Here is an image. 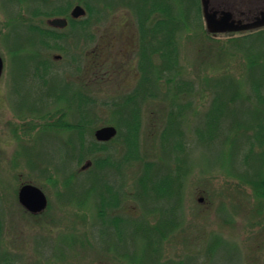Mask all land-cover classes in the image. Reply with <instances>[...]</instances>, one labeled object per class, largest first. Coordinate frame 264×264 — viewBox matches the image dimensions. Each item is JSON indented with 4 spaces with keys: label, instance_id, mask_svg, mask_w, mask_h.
<instances>
[{
    "label": "rangeland",
    "instance_id": "1",
    "mask_svg": "<svg viewBox=\"0 0 264 264\" xmlns=\"http://www.w3.org/2000/svg\"><path fill=\"white\" fill-rule=\"evenodd\" d=\"M41 1L0 0V55L5 64L4 74L0 79V216L4 225L0 249L8 257V263L131 264L120 254L138 253V236L131 232L133 227L129 224H112L111 219L102 222L98 216V197L106 191V186L110 183L122 195V217L136 220L140 218L151 225L159 222L161 212L147 213L136 195L138 179L145 171V163H153L156 170L158 167L162 168V174L169 171L171 163L174 164L173 159H169L163 149L162 132L168 122L166 115L174 105L190 104L191 112L180 117L182 124L178 127L183 133V156L186 159L179 180V203L176 206L173 227L174 229L177 226L180 233L170 234L169 239L167 237L164 250L160 253L162 262L264 264V215L257 210L252 189L239 193L234 187L237 184L239 168H245L243 163H239L242 157L237 162L244 146L228 148L218 143L207 148L200 143L198 137L205 111L210 109L214 98L210 91L204 92L203 89L208 82L229 76L231 79L244 81V90L248 92V83L245 81L247 61L241 57L230 58V61L223 58L224 61L221 62L216 55H208L207 48L215 49L219 43L216 45L207 39L205 44L202 42L205 22L201 14L195 16L197 19H194L199 24L196 22L192 29H183L176 36L179 61L177 73L180 74V80L185 79L195 84V90L191 95H183L173 105L170 98L166 100L168 97L165 102H144L138 136L139 153L143 160L134 161L131 158L123 163L122 171L108 167L94 177L90 170H83L85 162L92 161L91 158L82 163L73 159L76 155L73 150L77 143L76 134L43 133L45 129L42 125L46 119L39 116L54 114L47 119L48 123H53L61 115L56 111L68 108V102L56 101L55 96L48 95L49 90L53 95L63 93L66 99H71L73 88L85 85L86 95L97 102L86 107L95 115L91 127L98 129L113 125L117 128L112 103L121 104L123 98L137 87V78L140 76L135 15L130 8L118 4L113 8L114 13L104 16L97 26L95 24L92 31L94 40L81 38L79 33L74 32V39L61 43L63 50L48 52L52 65L45 79L49 84L42 85L43 80H33L29 70L22 69L31 68L30 60L21 65L23 60L18 58L20 53L16 54V61L14 60L13 53L10 52L13 49L5 38L12 30V45L23 46L22 43L25 42L21 39H26L23 36L27 26L19 24L23 19L31 17L30 12L34 8H50L41 5ZM68 1L76 2L74 5L80 1L79 4L84 6V0ZM124 1L126 0H102L101 3L93 5L103 7L104 3ZM54 2L63 3L64 0ZM184 5V1L180 3L171 0L175 17H183L180 14L185 10ZM196 7L193 4L190 7L193 15H197ZM14 16L21 22L11 26L10 20ZM52 18L54 17H41L36 24L49 26L48 20ZM63 31L70 33V28ZM231 36L220 34L215 39L228 45ZM204 45L206 49H203ZM29 50L32 49L26 45L21 54L26 53L24 55L28 56ZM158 83L163 92L158 97L164 98L168 85L163 79ZM169 95L172 97L173 91ZM41 96L43 100L38 101ZM34 102L39 103L43 108L42 112H36L39 110L37 107L34 109L36 111L29 109L28 104ZM120 107L121 111L124 110ZM230 110L244 117V108L230 105ZM77 111L76 105L72 106L65 121L75 123L74 114ZM234 123L233 119V125ZM231 124L230 121L227 125L229 130L226 132L232 131L234 134L239 128L234 125L230 129L228 126ZM68 140H71V145L67 144ZM86 140H94L93 135H88ZM233 144L232 142L228 145ZM109 147L112 154L110 156H113L112 162L122 163L126 146L119 137V131ZM28 161L36 167H29ZM64 167L67 173L76 174V179L69 181L68 185L65 184L63 176L58 174V169L64 170ZM90 169L94 170L93 167ZM155 169L151 172V185L159 180L160 175L155 173ZM42 171L44 176L40 174ZM25 183L37 185L46 193L49 206L45 213L31 217L22 208L18 192ZM93 184L96 187L94 194L88 193L90 196H86L88 188ZM77 200L83 201L81 206H78ZM167 208L170 212L169 207Z\"/></svg>",
    "mask_w": 264,
    "mask_h": 264
},
{
    "label": "trees",
    "instance_id": "2",
    "mask_svg": "<svg viewBox=\"0 0 264 264\" xmlns=\"http://www.w3.org/2000/svg\"><path fill=\"white\" fill-rule=\"evenodd\" d=\"M101 1L102 0L82 1L87 10V17L76 20L70 18V11L76 2L64 0V2L61 3L51 0H42L41 5L49 6L50 8H41L39 6L38 8H34V10L30 12L31 17L23 19V22L19 21L21 22L20 24L18 18H15V16L10 20L11 26L15 23H18L20 26H27L26 30H24L26 33L23 36L26 39H21L25 42L24 44L22 43V47L12 45L10 36L12 30L5 35V38L8 39L11 45V49H13L10 52L13 53L14 60L16 61V54L19 53L18 58L23 60L21 65L30 60L31 68L22 69L29 70L28 72H30L33 80L41 79L44 81V83L42 84L41 82V84L46 85L49 83L46 82L48 80L45 78L52 65L48 52L63 50L61 43L74 39L75 33H79L81 38L94 40V34L92 32L93 27L95 24L97 26L98 22H101L104 16L107 15L108 17L111 13H114L113 8L118 4L128 7L133 11L137 24L136 29L139 30L140 79L134 91L124 97L121 104L118 102L112 103L116 114L115 125L118 128L119 137L126 146V154L124 155L125 158L123 162H112L113 156H110L112 154L110 153L109 147L112 141L102 143L97 141L94 137L95 129L91 126L94 124L95 115L86 109V107L90 104L94 105L97 102L94 98L86 95L85 85L73 88L71 99H69V97L66 99L63 93L53 95L49 90L48 95L55 96L57 99L56 101L59 102L64 100L68 102V108L57 110L56 112L61 115L60 118L53 123H48L47 119L54 116V114L39 116L40 118L46 119V122L42 125L43 129H45L43 133L70 132L76 134L77 143L73 146L76 155L73 159H77L79 163H82L84 160L91 158L93 163L92 167L96 171L90 168L88 170H90L94 177L100 175V173L104 172L108 167L122 171L123 163L129 161L131 158L134 161L143 160L139 153L138 136L141 130L140 115H142L143 112L142 104L144 102L149 103L152 100H164L165 102V98L168 97L166 100L168 101L170 98L169 101L173 105L178 102L179 98L181 99L183 95H191L192 91L195 90V84L185 81V79L180 80V74L177 73L179 61L176 36L177 33L183 29H192V26L197 22L195 16L198 17L200 14L202 15L200 0H195L196 2H193V0H177L180 3L183 1L185 3V10L180 14L183 17L180 19L173 14L171 0H126L124 2L104 3L103 7L93 5L97 2L101 3ZM77 3L81 2L78 1ZM192 4L197 6V15L191 13L190 7H192ZM136 15H139V17L136 18ZM56 16H66L69 19L68 29L70 28V33L60 31L50 26L36 24V21L41 17L49 18ZM197 24L199 23L197 22ZM202 32L204 33L202 38L204 44L206 39L216 45L217 42L219 43L215 49L207 48L205 45L203 46V49H209L208 55H216L221 62L224 61L222 60L223 58L230 61V58L238 59L241 57L247 61L248 71L245 81L248 83V92L244 90V81L231 79L229 76L215 79L212 83H207V81H205L207 85L206 87L204 86L205 88L203 91H210L214 98L210 109L205 111L202 127L198 130L199 141L207 148L218 145V143L228 148H233L235 145L244 146L242 155L240 154L238 156L237 162L240 157H242L239 163H243L245 168H239L240 172L236 175L238 177L237 184H234V187L239 193H245L247 189H252L254 199L257 202V210L264 215V27L247 32L227 33V35H232V38L228 39V45H225L226 43H222L219 40L217 41L215 37L218 35L208 32L206 28ZM26 45L32 49L28 51V56L24 55L26 53L21 54L24 52ZM44 52H46L45 57L43 56ZM162 79L165 80L168 85L166 86V92L164 94L166 96L164 98L158 97L162 92V88L159 87L158 81ZM171 91H173L174 94L172 97L169 95ZM147 96L151 99L147 98ZM42 97L43 96L38 98V101ZM35 102L37 103V100ZM35 102L34 104H28L30 105L29 109L36 111L34 109L37 107L39 110L36 112H42L41 110H43V108L38 105L39 103L36 104ZM74 105H76L78 109V113L74 114L76 122L68 123L65 121V118ZM230 105L233 107L237 106V108H244V117L238 116L233 110L229 111ZM120 106H122L124 110L121 111ZM191 106L190 104L174 105V107L169 109L168 115H166L168 122L166 128L162 132L163 149L169 159L171 158L174 161L173 165L172 163L170 164L169 171L163 172L162 174L163 170H161L160 173V169L162 168L158 167L156 170L154 167L155 165L148 162L144 165V173L138 179L136 195L146 208L145 210H147V213H157L155 211H159L158 213L161 212L162 217L160 216L159 222L155 225H151L150 222H146L140 218L136 220L124 218L122 216H119L118 219H111L112 224L123 222L131 225L133 227L131 232L138 236L137 244L140 246L138 253L120 254L122 258L131 262V264H169L168 261L162 262L163 258L160 253L164 250V242L169 239V235H178L180 233L178 232L177 226L174 229L173 227L176 206L179 203V180L182 165L186 162V159L183 156L185 152L183 133L178 127L182 124L179 120L181 119L180 117L184 116L187 112H191ZM233 119L235 120L234 125L237 126L236 128H239L234 134L232 131L226 132L229 130L227 129V125L230 121L232 124L228 127L233 129ZM30 126L34 127L31 123ZM88 135H93L94 140L91 142L87 141L86 138ZM232 142L234 143L233 145H228ZM69 143L71 145V140L67 141V144ZM27 163L29 167H36L34 164L31 165L29 161ZM154 169L156 170V172H154L160 176L159 180L151 185V172ZM40 174L44 176V171ZM58 174L63 176L66 185H68L69 181H72L74 178L76 179V174L72 172L67 173L65 167L64 170L58 169ZM94 188H96L94 184L89 187L86 196H90L88 193L95 192ZM106 188L111 192L115 187L113 188L109 183ZM115 190H117L116 195H120V190L117 188H115ZM110 195L113 194L110 193ZM115 198L116 199L111 205L119 206L120 200L118 197ZM100 200L101 194L100 197H98L97 207L98 216L102 219L105 207H102V201ZM247 201L248 200H246V203ZM82 202L83 201L77 200L78 206H81ZM159 202L162 203L160 204ZM167 207H169L170 212ZM31 217L36 216L31 215ZM3 230V220L0 216V239H2ZM175 231L177 232L174 234ZM143 240L144 243L142 244L141 242ZM0 264H9L8 257H5L1 249Z\"/></svg>",
    "mask_w": 264,
    "mask_h": 264
},
{
    "label": "water",
    "instance_id": "3",
    "mask_svg": "<svg viewBox=\"0 0 264 264\" xmlns=\"http://www.w3.org/2000/svg\"><path fill=\"white\" fill-rule=\"evenodd\" d=\"M202 12L208 32L212 34L230 33L254 30L264 27V0H201ZM86 10L77 5L71 12V17L78 19L86 16ZM48 23L57 28L68 25L66 18L57 17ZM4 73V60L0 55V78ZM114 126H105L95 133L97 140L110 141L117 136ZM87 162L84 168H87ZM20 204L34 214L45 211L48 199L37 186L26 184L19 191Z\"/></svg>",
    "mask_w": 264,
    "mask_h": 264
},
{
    "label": "flooded vegetation",
    "instance_id": "4",
    "mask_svg": "<svg viewBox=\"0 0 264 264\" xmlns=\"http://www.w3.org/2000/svg\"><path fill=\"white\" fill-rule=\"evenodd\" d=\"M51 1H55V0H51ZM137 17H139V15H136V18ZM58 30L63 31L65 29H58ZM138 34H139V30L136 29L135 30L136 39L138 38ZM136 50H137V52L139 51V46H137ZM137 79L139 80L140 78L138 77ZM147 98H149V96H147ZM149 99H151V98H149ZM110 193H112L113 195H110ZM116 194H117V190H113L110 192L107 189L104 193H102L100 201H102V207H105V212L102 216V222L104 220H106V222H107V220H110V219H118V217L121 216V212H120V210H121L120 204L121 203L119 204V206L111 205V204H113V201L116 199L115 197H118L120 202L122 201V195H116ZM108 224H110V223H108Z\"/></svg>",
    "mask_w": 264,
    "mask_h": 264
}]
</instances>
